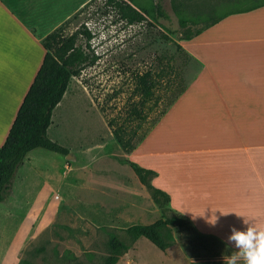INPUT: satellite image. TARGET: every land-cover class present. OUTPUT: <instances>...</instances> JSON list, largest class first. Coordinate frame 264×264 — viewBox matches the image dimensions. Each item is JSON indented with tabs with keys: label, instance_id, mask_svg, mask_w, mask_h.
Wrapping results in <instances>:
<instances>
[{
	"label": "crops",
	"instance_id": "crops-1",
	"mask_svg": "<svg viewBox=\"0 0 264 264\" xmlns=\"http://www.w3.org/2000/svg\"><path fill=\"white\" fill-rule=\"evenodd\" d=\"M88 1L0 0V145L41 63L42 38ZM184 43L199 64L196 74L121 159L153 170L150 183L167 196L172 212L237 252L228 241L233 228L245 231V218L264 225V115L261 123L252 106L264 104V4L229 13ZM29 155L0 202V264H15L12 253L24 235L13 228L16 218L32 203V188L42 191L43 174ZM101 179L112 180L113 188H98L100 203L127 193L116 170ZM213 214L215 224L208 219Z\"/></svg>",
	"mask_w": 264,
	"mask_h": 264
},
{
	"label": "rangeland",
	"instance_id": "rangeland-1",
	"mask_svg": "<svg viewBox=\"0 0 264 264\" xmlns=\"http://www.w3.org/2000/svg\"><path fill=\"white\" fill-rule=\"evenodd\" d=\"M262 2L264 0H132L131 5L150 12L145 15L148 24H126L105 0H90L63 24L64 35L83 27L90 31V47L84 46L79 34L76 44H81L88 54L94 53L95 61L82 67L79 75L70 77L51 113L46 135L64 146L67 155L43 148L29 151L28 159L43 174L42 191L39 194L37 186L35 190L32 188V203H27L24 217L16 218L13 228L23 230L24 235L12 253V263L102 264L108 252L107 241L114 236L127 247L114 264H192L194 261L228 264L236 251L215 238L198 234L172 211L165 212L174 222L167 226L172 242L164 251L144 237L133 239L125 232L128 225L151 223L161 214L148 192L137 185L131 169L114 163L119 162L123 151L106 119L124 114L133 73L156 67L158 58L164 73L156 94L162 101L170 97L172 89L192 80L198 62L175 51L174 44L178 43L187 52L181 40L184 34L200 29L216 16ZM156 3L165 17L153 11ZM178 17L188 20L186 26L178 25ZM169 66L175 67L176 72ZM167 83L170 86L173 83L170 90L163 87H167ZM162 104L159 103L158 109ZM252 106L256 110L253 116L262 123L264 104L252 102ZM156 111L149 113L148 122ZM146 125L143 123L139 131ZM114 169L126 182L127 193L118 198L110 195L100 203L96 195L98 188L101 185L113 188V183L111 188L109 186L112 180L101 178H108ZM87 185L95 189V195L86 193ZM238 264L244 261L241 259Z\"/></svg>",
	"mask_w": 264,
	"mask_h": 264
},
{
	"label": "trees",
	"instance_id": "trees-1",
	"mask_svg": "<svg viewBox=\"0 0 264 264\" xmlns=\"http://www.w3.org/2000/svg\"><path fill=\"white\" fill-rule=\"evenodd\" d=\"M131 2L132 0H105L106 5L113 9L117 17L126 24L141 22L148 24L145 15H148L150 12L134 7L131 5ZM263 4L264 2L216 16L205 23L200 29L189 34H184L181 40L191 39L229 13L242 12ZM152 9L157 15L165 17L159 4H154ZM68 19L42 38L41 45L44 53L41 63L17 107L3 143L0 145V202H6L11 194L14 174L27 152L39 147L61 155L68 153V150L64 146L47 137L46 130L50 124L52 110L60 101L70 77L79 75V71L85 65H92L96 56L94 53L93 55L85 52L81 44H76V38L79 34L81 39H83L84 46L90 47L89 40L92 34L85 27L78 32L68 35L62 33L63 24ZM177 22L180 27H184L188 23V20L178 17ZM174 45L178 55L183 53L192 58L178 43ZM161 66V59L158 58L156 67L142 72H134L132 75L131 94L126 102L124 114L118 118L111 117L106 119V124L116 143L125 153L130 152L142 140L149 129L163 115L168 106L185 87V85H181L178 88L175 87V89H172L170 97L162 101V97L156 94L157 89L161 87L164 73ZM169 67L170 70L176 72L175 67ZM171 86L167 83V87H163L170 90ZM160 102L163 104L158 109ZM153 109H157V111L148 122L149 113ZM143 123H147V125L140 132L139 130ZM120 162L126 163L130 167L139 183L145 187L151 201L160 209L161 214V217L148 224H130L125 228V232L133 239L144 237L157 249L164 251L172 242L170 229L167 226L174 222L173 217L166 216L165 213L166 211H171L168 207L167 196L150 183L151 178L155 175L153 170L143 168L127 159H120ZM106 246L108 252L102 264H114L118 255L127 248L122 241L114 236L109 237ZM192 264L215 263L194 261Z\"/></svg>",
	"mask_w": 264,
	"mask_h": 264
},
{
	"label": "clouds",
	"instance_id": "clouds-1",
	"mask_svg": "<svg viewBox=\"0 0 264 264\" xmlns=\"http://www.w3.org/2000/svg\"><path fill=\"white\" fill-rule=\"evenodd\" d=\"M229 213L231 212L221 214L227 215ZM213 215L208 219L210 223L215 224L217 217L214 215L213 219ZM244 223L248 225L245 231L233 228L231 235L228 237V241L234 242L235 246L239 249L228 260V264H238V261L241 259L244 261V264H264V225H254L246 218L244 219Z\"/></svg>",
	"mask_w": 264,
	"mask_h": 264
},
{
	"label": "water",
	"instance_id": "water-1",
	"mask_svg": "<svg viewBox=\"0 0 264 264\" xmlns=\"http://www.w3.org/2000/svg\"><path fill=\"white\" fill-rule=\"evenodd\" d=\"M67 155V154H66Z\"/></svg>",
	"mask_w": 264,
	"mask_h": 264
}]
</instances>
